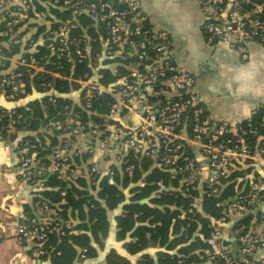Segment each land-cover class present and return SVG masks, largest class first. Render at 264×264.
I'll return each mask as SVG.
<instances>
[{
	"label": "built area",
	"instance_id": "1",
	"mask_svg": "<svg viewBox=\"0 0 264 264\" xmlns=\"http://www.w3.org/2000/svg\"><path fill=\"white\" fill-rule=\"evenodd\" d=\"M31 0H0V37H5L19 27L31 9ZM50 5L71 8L75 17L90 15L106 31L108 38L103 45V57L123 56L132 59L129 72L119 77L111 87L94 78L73 79L72 72L63 74L66 66L71 68L86 60L85 48L88 38L72 37L75 28L69 21L62 22L59 31H49L44 45L47 54L40 59L10 58L13 67L0 78V94L7 101H15L22 87L23 69H30L38 81V88L47 103L56 102L54 81L68 80L80 87L79 97L83 107H88L102 93L111 97L105 119L85 125L75 116L57 126L46 128L52 133L56 128L62 136L59 143L50 146L42 143L20 142L17 147L20 179L25 184L42 189L44 179L56 174L57 179L77 175L70 162L86 157L89 172L96 176L108 173L111 161L121 159L127 153L142 155L157 165L169 169L172 179L178 178L184 192L197 191L198 183L207 189L206 197L217 194L219 178L229 175L235 162L257 165L263 162L259 175L250 179L251 192L239 196L227 208L225 219L236 221L247 207H264V147L262 136L248 123L231 125L213 124L194 91V77L176 66L170 56V37L166 32H153L148 19L136 0H49ZM206 13L203 31L208 42L220 43L237 50L241 59H247L245 46L251 42L264 44V5L244 8L250 0H195ZM61 5V6H59ZM42 25H51L43 13L39 15ZM12 32V34H11ZM27 37V36H26ZM15 39L14 44L34 51L31 37ZM257 40V41H255ZM153 53L154 59L147 57ZM53 58L52 69H46ZM5 57L0 48V68ZM22 68V71L18 69ZM162 99H165L162 100ZM67 111V107L64 108ZM20 113L0 107V132L13 131L22 121ZM6 120V123H4ZM264 128V116L261 118ZM73 137L69 140L67 137ZM47 146V147H46ZM41 151H49L47 164L37 165ZM100 159L98 160V158ZM104 162L105 167L101 165ZM235 161V162H234ZM199 199L194 197L190 210H198ZM221 204H217L219 207ZM47 212V206L39 207L38 216L28 223H21L16 237L34 249V255L45 254L47 235L58 229L56 216ZM262 222L255 229L243 232L242 228L228 232V228H214L216 251L210 253V264H264V211L259 215ZM65 228H69L65 225ZM233 242L234 245L226 243ZM234 246V247H233Z\"/></svg>",
	"mask_w": 264,
	"mask_h": 264
},
{
	"label": "trees",
	"instance_id": "2",
	"mask_svg": "<svg viewBox=\"0 0 264 264\" xmlns=\"http://www.w3.org/2000/svg\"><path fill=\"white\" fill-rule=\"evenodd\" d=\"M48 1L31 0V9L24 22L12 30L13 35L9 33L0 37V48L5 57L0 78L10 70L9 59L17 54L21 53V57L27 59H40L47 54L44 47L48 41L47 33L59 31L62 22L69 21L75 25L70 31L72 37L89 40L94 37L92 16L75 17L71 8L56 7ZM257 4L264 5V0H250L244 8L250 10ZM43 13L46 19H50V15L55 17L48 28L36 22ZM28 20L35 23L29 24ZM30 28L36 31L31 37L35 46L34 51L28 52L25 45L14 44L12 36L15 39L26 37ZM98 29L102 31L104 28L98 25ZM148 29L146 26L145 30ZM83 30H86L85 34ZM96 43V40H90L89 45H93L89 53L87 47L84 50L86 60L72 68L66 66L63 74L72 72L73 79L84 75L87 79L95 77L101 85L112 87L119 77L129 72L133 60L120 55L102 57L103 53L96 58L93 54ZM147 57L154 59V54L148 53ZM53 61L51 58L45 65L47 70L52 69ZM18 70L22 71V68ZM23 71L22 91L15 101L26 100L33 91L38 96L34 101H28L25 107L16 105L10 109L23 117L14 130L29 134L20 142L44 144L47 140L49 147L54 146L59 143V137H64L63 133L58 128L47 133L46 128L55 127L75 116L85 125L99 123L107 116L112 101L107 93H102L88 107H83L82 104H74L71 97V93L80 90L79 85L55 79L53 95L56 102L50 104L38 88V81L32 77L33 70L24 68ZM76 96L80 98L78 93ZM263 116L264 108H261L240 123L243 127L249 123L258 131L262 136V147L264 128L260 123ZM67 138L73 139L71 136ZM48 155L49 151H41L36 158L37 165L47 164ZM70 164L77 170V175L59 180L56 174H49L42 189L29 185L36 210L31 213L29 205L23 223L37 217L39 207L46 205L49 216H56L59 224L58 229L47 235L45 254L37 257L38 264H210L209 254L216 251L214 228L230 226L231 233L239 228L248 232L262 223L260 214L253 215L258 207L245 208L243 216L236 221L226 218L225 223L218 222L227 216V208L236 198L251 192L249 181L259 175V167L251 163L235 162L233 171L227 177L219 178L214 185L217 194L210 197H206L208 191L203 183L196 185L197 191L184 192L179 179H172L169 169L140 154L127 153L119 161L112 160L111 177L108 173L91 174L85 156L73 159ZM194 197L199 199V203L198 210L192 211L190 204ZM217 204L221 205L218 207ZM226 244L234 245L233 242Z\"/></svg>",
	"mask_w": 264,
	"mask_h": 264
},
{
	"label": "crops",
	"instance_id": "3",
	"mask_svg": "<svg viewBox=\"0 0 264 264\" xmlns=\"http://www.w3.org/2000/svg\"><path fill=\"white\" fill-rule=\"evenodd\" d=\"M136 1L148 19V27L153 32H166L170 37L172 62L193 75L194 91L213 124H240L264 108V44H247V59L244 61L239 51L207 41L203 31L207 16L195 0ZM49 17L48 20L54 23L55 17ZM92 20L94 37L90 40L97 41L93 54L99 58L108 35L105 29H98L96 21ZM36 22L42 26L41 18ZM28 23L35 21L28 20ZM29 30L26 35L32 37L36 31L32 28ZM83 32L85 34L86 30ZM90 40L87 44L88 53L93 45H89ZM20 56L21 53L15 58ZM11 68L13 67L9 69ZM77 93L79 91L71 93L70 96L74 104L81 105ZM37 96L33 91L26 100L16 102L7 101L0 94V107L4 110H10L16 105L25 107L28 101H34ZM26 135L29 134L16 130L0 132V264L39 263L32 246L16 237V230L25 220L28 206L30 205L31 213L36 210V205L32 204V188L20 179L16 153L21 139ZM262 163L258 161V170ZM101 165L105 167L104 162ZM262 211L263 206L255 210L253 215ZM228 232L231 234L230 226Z\"/></svg>",
	"mask_w": 264,
	"mask_h": 264
}]
</instances>
